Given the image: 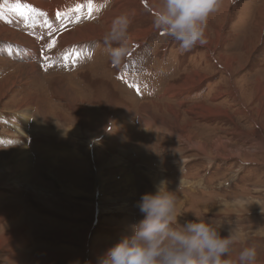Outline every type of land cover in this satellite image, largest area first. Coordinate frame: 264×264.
<instances>
[{"label": "rangeland", "instance_id": "374dc122", "mask_svg": "<svg viewBox=\"0 0 264 264\" xmlns=\"http://www.w3.org/2000/svg\"><path fill=\"white\" fill-rule=\"evenodd\" d=\"M63 2L0 0V264H97L161 180L181 223L234 227L245 240L230 259L254 246L264 264V0H223L207 20L212 46L182 50L157 30L119 65L104 34L131 7L154 16L158 0H91V18L89 0ZM53 13L74 18L56 30Z\"/></svg>", "mask_w": 264, "mask_h": 264}, {"label": "clouds", "instance_id": "9594fccd", "mask_svg": "<svg viewBox=\"0 0 264 264\" xmlns=\"http://www.w3.org/2000/svg\"><path fill=\"white\" fill-rule=\"evenodd\" d=\"M222 6L223 0H158L153 27L177 41L182 50H190L207 43V20ZM129 24L130 15L122 13L103 36L114 65L129 50ZM136 207L142 219L131 225L130 234L108 247L97 264H257L254 246L241 247L235 259H230L233 247L244 244L238 229L231 227L222 236V224L195 213V220L181 223L177 197L164 180L154 192L143 193Z\"/></svg>", "mask_w": 264, "mask_h": 264}, {"label": "crops", "instance_id": "0c3cea01", "mask_svg": "<svg viewBox=\"0 0 264 264\" xmlns=\"http://www.w3.org/2000/svg\"><path fill=\"white\" fill-rule=\"evenodd\" d=\"M138 8H139V6L135 9L134 7H131L130 8V24H129V36H130V42H132L133 40H137V41H139V42H141V43H143V42H145V41H147L148 39L146 38V37H148V38H150V36L153 34V33H156V29L154 30V27H153V25H151V22L150 21H153V17L154 16H151V15H144L143 14V16H141V14L140 15H135L137 12H138ZM116 12H117V10H116ZM114 14H115V16H114ZM106 13V15L109 17V18H111V19H113L114 17H116L117 16V14L116 13ZM115 19V18H114ZM106 23H108V24H110L111 22H106ZM99 28L101 29V25L99 26ZM207 37V36H206ZM208 38V37H207ZM209 39V41L207 40V43L205 44V45H203V46H207V45H213L215 42H214V40L213 39H211V38H208ZM220 40V39H219ZM129 42V43H130ZM139 42H137V43H139ZM208 47V46H207ZM218 62V61H217ZM189 85V87H192L191 85H193V83H190V84H188ZM123 87V86H122ZM125 90H127V89H125ZM121 91H123V90H121ZM128 91V90H127ZM192 91H194V89L192 90ZM124 93H127L126 91H123L122 92V94H124ZM245 106V105H244ZM123 107H124V105H122L121 106V108L120 107H117L116 109L117 110H119L120 112H122V109H123ZM244 108V107H243ZM125 112H126V114H130V116H132V115H134V114H136V113H132L131 111L130 112H128V111H126V110H124ZM23 119V118H22ZM30 120V119H29ZM36 120V119H35ZM34 120V121H35ZM217 124V123H216ZM218 125V124H217ZM117 128H115V130H116ZM133 130V129H132ZM120 131H123V129H120ZM138 131V130H137ZM134 132H135V134H134ZM115 133H117V132H115ZM118 134H121V133H119L118 132ZM135 135H136V130H135V127H134V131L131 133V138H135ZM139 136V134L136 136V137H138ZM198 144H202V143H199V142H197ZM145 143H144V141H142L138 146H139V148L144 152V151H147L148 149H144V147H145V145H144ZM188 144L191 146V143H190V141L188 142ZM205 145V144H204ZM210 145H213L212 147H214V148H217V145H215V142L213 141V142H211L210 143ZM138 146H134L136 149L138 148ZM229 146V145H228ZM117 148H118V146H117ZM137 151V150H136ZM131 152V151H130ZM133 152V151H132ZM234 151H231V154L233 153ZM129 154V153H128ZM127 155V154H126ZM133 156V155H132ZM132 156H130V157H132ZM205 157L207 158V159H210L208 162H207V164H209V167H207V169L205 170V171H209L210 169H211V167H213L211 164H212V162L214 161V159H216L218 156H217V154L216 155H211V154H209V155H205ZM237 158V157H236ZM238 159V162L240 163V164H245V165H249V164H252V162H245L242 158H237ZM123 160L126 162V165H128V166H130V165H132L131 164V161H130V163H129V160L127 159V157H123ZM117 161H121L119 158L117 159ZM255 163V162H254ZM129 170H130V168H129ZM130 173H132L133 174V172H130ZM130 175V176H133V175Z\"/></svg>", "mask_w": 264, "mask_h": 264}, {"label": "bare ground", "instance_id": "6f19581e", "mask_svg": "<svg viewBox=\"0 0 264 264\" xmlns=\"http://www.w3.org/2000/svg\"><path fill=\"white\" fill-rule=\"evenodd\" d=\"M36 2L39 4V5H41V6H44V7H46V6H48L49 8H51V7H53V8H55V6H57L56 5V3H62L63 2V0H55V2H52V3H48V0H36ZM63 3H65V2H63ZM52 8V9H53ZM223 12H226V11H223ZM263 14H264V12H263ZM92 32H93V28L92 29H90L89 28V32H88V34H87V36H90V37H92ZM79 33H81L80 31H79ZM78 38H79V36H78ZM30 65V64H29ZM31 71V70H30ZM33 71V70H32ZM8 82V80L6 81V83ZM6 85V84H5ZM33 99V100H32ZM34 99H35V97H33V98H31L30 97V100L29 101H27L26 103H25V105H22V106H20V108L22 107H24V109H22L21 110V112H22V117H28L29 119H30V117L31 116H33L32 115V112H29V109L31 110V107L33 106V102H34ZM72 100V102L74 101V99L72 98L71 99ZM17 110V109H16ZM43 110V109H42ZM12 111V110H11ZM41 111V110H40ZM40 111H38V114H37V117L38 118H36V123L37 124H39V123H41L42 122V120L44 121V119H43V117L40 115ZM31 113V114H30ZM24 115V116H23ZM16 116V115H15ZM35 120V119H34ZM47 120V119H46ZM36 123H35V125H36ZM51 124V123H50ZM52 124H54V125H57V124H55V123H52ZM16 126V128H18L20 125L19 124H16L15 125ZM22 126V125H21ZM41 126V125H40ZM61 127V126H60ZM20 128V127H19ZM24 129V128H23ZM13 131V130H12ZM27 134V133H26ZM218 143V142H217ZM26 149H27V147L25 148V147H23V148H21L18 152V154L16 153V156L15 157H24V159H25V157L26 156H29L28 155V152L26 151ZM15 153V152H14ZM26 155V156H25ZM0 158H4V157H1L0 156ZM29 158V157H28ZM18 159V158H17ZM13 161V160H12ZM250 161V160H249ZM18 162V161H17ZM19 165V164H18ZM24 167V166H23ZM21 168V167H20ZM23 172V171H22ZM40 197V196H39ZM40 198H42V199H44V197H40ZM45 201V200H44ZM47 201V200H46ZM233 207V206H232ZM235 209V208H234Z\"/></svg>", "mask_w": 264, "mask_h": 264}, {"label": "snow or ice", "instance_id": "6c2138e0", "mask_svg": "<svg viewBox=\"0 0 264 264\" xmlns=\"http://www.w3.org/2000/svg\"><path fill=\"white\" fill-rule=\"evenodd\" d=\"M83 7V5H78L77 8L75 9V11H79L81 8ZM88 8H89V18H91V11H92V4H91V0H89V5H88ZM21 10V5L20 4H17L14 8V11H20ZM21 14H23L21 12ZM59 15V13H58ZM54 45L50 44L49 47H53Z\"/></svg>", "mask_w": 264, "mask_h": 264}]
</instances>
